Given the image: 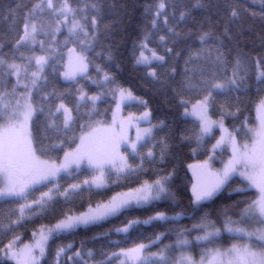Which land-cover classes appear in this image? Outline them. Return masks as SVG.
Listing matches in <instances>:
<instances>
[{
    "label": "snow or ice",
    "instance_id": "obj_1",
    "mask_svg": "<svg viewBox=\"0 0 264 264\" xmlns=\"http://www.w3.org/2000/svg\"><path fill=\"white\" fill-rule=\"evenodd\" d=\"M0 264H264V0H0Z\"/></svg>",
    "mask_w": 264,
    "mask_h": 264
},
{
    "label": "trees",
    "instance_id": "obj_2",
    "mask_svg": "<svg viewBox=\"0 0 264 264\" xmlns=\"http://www.w3.org/2000/svg\"><path fill=\"white\" fill-rule=\"evenodd\" d=\"M251 120H252V123H253V124L256 123V120H255V109H253V111H252V114H251ZM186 155H187V152H186ZM194 162H195L194 159H186V160H185V164H187V163H194ZM189 175H190V173H189ZM121 220H123V217H121V218H119V219H116V220H113V221H111V222L108 223V224H105L102 228L94 229V231L99 232V231H104V230H106L107 228H111V227H113V226H119ZM161 230H162V229H161ZM150 232H151V229H148L147 231H145V235H146V236L149 235ZM92 234H93L92 232H89L87 235L91 236ZM113 238L115 239L116 237H113ZM133 238H135V235H134ZM137 242H139V241H137ZM130 243H131V241H130ZM165 243H168V241H165Z\"/></svg>",
    "mask_w": 264,
    "mask_h": 264
},
{
    "label": "rangeland",
    "instance_id": "obj_3",
    "mask_svg": "<svg viewBox=\"0 0 264 264\" xmlns=\"http://www.w3.org/2000/svg\"><path fill=\"white\" fill-rule=\"evenodd\" d=\"M255 120H256V113H255ZM133 135H134V133H133Z\"/></svg>",
    "mask_w": 264,
    "mask_h": 264
}]
</instances>
